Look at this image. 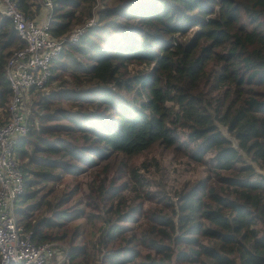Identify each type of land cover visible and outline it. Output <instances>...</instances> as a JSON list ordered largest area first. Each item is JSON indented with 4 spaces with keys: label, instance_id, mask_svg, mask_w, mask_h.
Wrapping results in <instances>:
<instances>
[{
    "label": "trees",
    "instance_id": "16d2710c",
    "mask_svg": "<svg viewBox=\"0 0 264 264\" xmlns=\"http://www.w3.org/2000/svg\"><path fill=\"white\" fill-rule=\"evenodd\" d=\"M15 1L37 14L39 2ZM50 1L53 38L93 16L95 25L65 44L51 75L62 71L69 88L38 96L14 149L17 227L37 243L64 241L63 222L82 215L58 208L72 198L71 178L101 165L125 181L87 195L88 247L56 245L77 264H264V0ZM21 47L0 16V124L10 97L3 66ZM153 147L205 174L143 209L131 203L138 194L127 197L129 178L147 180L157 163L130 161Z\"/></svg>",
    "mask_w": 264,
    "mask_h": 264
},
{
    "label": "built area",
    "instance_id": "2783aa9c",
    "mask_svg": "<svg viewBox=\"0 0 264 264\" xmlns=\"http://www.w3.org/2000/svg\"><path fill=\"white\" fill-rule=\"evenodd\" d=\"M44 15L36 21L17 9L15 0H0V16L7 19L22 47L13 50L3 66L9 87L7 119L0 124V264H77L55 244L31 241L14 219V203L24 194L22 176L14 149L28 132L25 109L27 94L45 87L52 64L65 44H73L90 27L91 18L68 35L53 38L50 33L52 2L43 0Z\"/></svg>",
    "mask_w": 264,
    "mask_h": 264
},
{
    "label": "rangeland",
    "instance_id": "374dc122",
    "mask_svg": "<svg viewBox=\"0 0 264 264\" xmlns=\"http://www.w3.org/2000/svg\"><path fill=\"white\" fill-rule=\"evenodd\" d=\"M97 8L99 5H96ZM96 9V7H95ZM95 19V17L93 16ZM53 62L52 67H55ZM52 80H49L45 87L38 91H31L27 94L25 102V109L27 117L32 115L31 109L35 110L37 106H34V102L38 99V96L45 97L50 93H58L61 88H69L68 84L64 82L66 77L60 70H55L52 75ZM4 117V116H3ZM173 151V152H172ZM152 161L157 163L156 167H149L145 174L147 180L136 181L133 178H129V184L134 187V192H127V197L130 199L134 193L138 194V200L131 203L136 204L141 202L142 208H160L164 202L170 201L168 198L173 199L174 193L181 190L184 185H188L194 180H197L205 174L204 166L192 163L187 159L184 154L175 152V150H160L157 147H153L146 156H142L135 161H130L133 165L138 166L141 162H148L152 165ZM142 171L139 172L141 174ZM120 175L114 167L109 169H102V166H98L92 170H88L86 173L77 177L71 178L72 184H75L74 193L72 198L67 202H61L59 205L60 210H73L76 205L82 209V215L80 218L72 219L69 222H63V228L68 231V237L71 236L72 240L69 241L68 237L64 241H59L56 245H60L65 251L68 250V246H74L79 244L88 247L93 241L91 238L90 230L92 229L86 223V213L92 212L90 205H87V195L92 200L97 199V195L100 193V188H109L112 185H121V181H125L124 177L117 179L115 176ZM129 177V174H127ZM139 182L147 183L144 188H141ZM64 185H59L57 191L58 196L63 192ZM157 196H163L161 200H158ZM158 200V201H157ZM91 202V201H90ZM63 205V206H62ZM78 227V230L75 228ZM61 228V230L63 229ZM257 228H261L257 226ZM79 234V237H78ZM68 253V252H67ZM72 261L76 262L72 259Z\"/></svg>",
    "mask_w": 264,
    "mask_h": 264
},
{
    "label": "crops",
    "instance_id": "0c3cea01",
    "mask_svg": "<svg viewBox=\"0 0 264 264\" xmlns=\"http://www.w3.org/2000/svg\"><path fill=\"white\" fill-rule=\"evenodd\" d=\"M42 1L43 0H34L33 2H34V4H37L38 2V4H39V8H38V12H37V14L36 15H34V17H33V19L34 20H36V21H40L41 19H42V17H43V15H44V9H43V7H42Z\"/></svg>",
    "mask_w": 264,
    "mask_h": 264
}]
</instances>
